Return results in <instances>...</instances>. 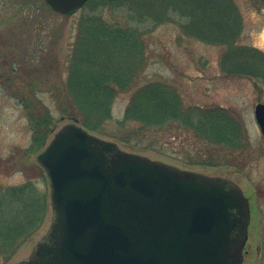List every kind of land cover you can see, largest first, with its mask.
Masks as SVG:
<instances>
[{"label": "trees", "instance_id": "16d2710c", "mask_svg": "<svg viewBox=\"0 0 264 264\" xmlns=\"http://www.w3.org/2000/svg\"><path fill=\"white\" fill-rule=\"evenodd\" d=\"M16 1L7 23L16 22L10 39L18 49L11 62L13 78L7 84L16 91L18 84L26 86V90L15 94L28 111L30 150L39 151L54 128V117L39 96V86L53 72L60 75L57 50L63 34L59 21L52 22L53 10L45 0ZM156 1L161 4L151 7ZM124 4L130 5L131 12L116 14L115 6L121 8ZM85 6L83 12L89 7H93V12L80 17L67 52L66 79L51 91L64 118L77 121L100 136L160 154H165L160 149L168 142L183 143L185 135L189 153L180 160L192 168H217L229 165V158L240 157L246 149V134L243 123L230 109L186 104L180 91L165 80L140 83L147 57L145 30L140 31L139 24L145 20L161 23L169 6L182 16L191 17L188 30L192 35L212 44L230 45L222 55L226 71L236 76L251 74L241 69L246 47L235 40L242 22L234 0H90ZM231 10L237 12L231 22L235 28H229ZM208 31L214 35H207ZM125 93L131 94L124 115L114 119L112 106ZM31 165L39 176L30 172L25 181L0 189L2 261L11 259L21 246L37 236L51 211L46 172L38 162Z\"/></svg>", "mask_w": 264, "mask_h": 264}, {"label": "water", "instance_id": "95a60500", "mask_svg": "<svg viewBox=\"0 0 264 264\" xmlns=\"http://www.w3.org/2000/svg\"><path fill=\"white\" fill-rule=\"evenodd\" d=\"M72 15L89 0H45ZM264 134V103L255 107ZM51 221L17 264H242L250 202L233 179L128 151L77 121L37 155Z\"/></svg>", "mask_w": 264, "mask_h": 264}, {"label": "rangeland", "instance_id": "374dc122", "mask_svg": "<svg viewBox=\"0 0 264 264\" xmlns=\"http://www.w3.org/2000/svg\"><path fill=\"white\" fill-rule=\"evenodd\" d=\"M15 2L18 3L16 0L14 2L0 0V189L9 184L25 181L30 172L40 175L31 164H36L37 155L41 150H30L32 130L27 116L28 111L16 96L17 91L25 89L26 86L18 84L19 88L16 91L7 84L8 79L13 78L11 62L17 56L18 49L10 39L12 36L10 32L16 29V22L7 23L14 13L12 6L16 5ZM234 2L242 22L240 34L235 40L246 47L241 69L252 72L251 74L236 76L232 71H226L227 66L222 64V55L230 45L212 44L192 35L188 30L191 17L182 16L169 6L164 11L165 19L161 23L155 24L145 20V23L139 24L140 31L145 30L147 57L140 83L152 79L165 80L180 91L186 104L221 105L230 109L243 123L246 134V149L240 152V157L229 158V165L217 168H192L180 160L185 159L189 153L185 135L182 136L183 143L168 142L163 149H160L165 154L118 143L128 151L146 154L155 159L210 175H222L236 181L250 196L253 210L243 264H264V135L254 114L256 104L259 101L264 102V2L262 0H234ZM160 4V1H156L150 5L155 8ZM85 5L72 15L58 14L49 6L53 10L52 22L59 21L63 35L57 50L60 57V75L53 72L51 78L39 86L41 89L39 96L50 108L54 117V128L46 145L54 133L69 121L58 111L51 91L55 89V84H63L66 79L67 52L75 39L80 17L93 12V7L83 12V8L87 7ZM121 6V8L120 5L115 6L116 14L130 13L132 10L129 4ZM129 8L131 10H128ZM236 17L237 12L231 10L229 28L236 27L235 24H231ZM217 18L216 15L214 20ZM206 29H210L207 24ZM207 35L211 36L214 33L208 31ZM15 43L19 44V40ZM130 94H121L116 98L112 106L114 119L124 115ZM39 179L41 180L42 177ZM50 221L51 211L45 226L37 236L21 246L8 261H2L0 258V264H17L27 258L34 245L46 232Z\"/></svg>", "mask_w": 264, "mask_h": 264}, {"label": "flooded vegetation", "instance_id": "af4514ba", "mask_svg": "<svg viewBox=\"0 0 264 264\" xmlns=\"http://www.w3.org/2000/svg\"><path fill=\"white\" fill-rule=\"evenodd\" d=\"M255 51H257V52H261V51H258V50H255ZM248 58H250V56H248ZM251 59V58H250ZM260 102H262V103H264L263 101H259L258 103H260ZM257 103V104H258ZM256 104V105H257ZM256 107V106H255ZM254 114H255V109H254ZM262 132V131H261ZM263 134V133H262ZM264 135V134H263ZM243 191H244V193H245V195L248 197V199H249V202H250V214H251V216H250V223H249V230H250V225H251V222H252V204H251V198H250V196L245 192V190L243 189ZM248 240H249V231H248ZM248 240H247V242H246V245H247V243H248ZM246 245H245V248H246ZM244 248V258H245V253L247 252V250ZM244 262V261H243Z\"/></svg>", "mask_w": 264, "mask_h": 264}]
</instances>
